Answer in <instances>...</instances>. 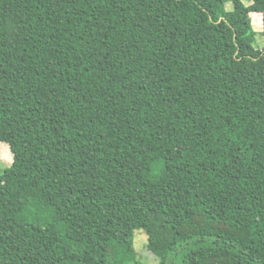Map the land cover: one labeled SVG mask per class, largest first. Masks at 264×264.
I'll list each match as a JSON object with an SVG mask.
<instances>
[{
	"label": "trees",
	"instance_id": "1",
	"mask_svg": "<svg viewBox=\"0 0 264 264\" xmlns=\"http://www.w3.org/2000/svg\"><path fill=\"white\" fill-rule=\"evenodd\" d=\"M251 13L264 36V0H0V264H138L135 229L157 264H264Z\"/></svg>",
	"mask_w": 264,
	"mask_h": 264
},
{
	"label": "rangeland",
	"instance_id": "2",
	"mask_svg": "<svg viewBox=\"0 0 264 264\" xmlns=\"http://www.w3.org/2000/svg\"><path fill=\"white\" fill-rule=\"evenodd\" d=\"M248 3L247 1H245ZM232 8V2H226V9ZM252 18V24L257 32L256 41L254 45L256 47H264V36L261 34L262 30V14H250ZM12 156L11 151L7 143L0 141V174L6 167L11 164ZM147 235L142 229H135L134 231V247L137 250L138 264H157V258L146 247Z\"/></svg>",
	"mask_w": 264,
	"mask_h": 264
}]
</instances>
